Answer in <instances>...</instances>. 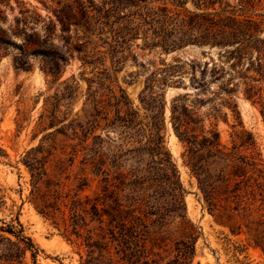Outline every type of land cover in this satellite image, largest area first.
I'll return each mask as SVG.
<instances>
[{"label":"rangeland","instance_id":"374dc122","mask_svg":"<svg viewBox=\"0 0 264 264\" xmlns=\"http://www.w3.org/2000/svg\"><path fill=\"white\" fill-rule=\"evenodd\" d=\"M57 1L0 0V225L19 219L40 248L39 264H81L86 247L69 241L61 214L44 216L36 207L39 198L32 194L28 165L35 163L34 157H43L46 175L40 185L42 190L49 186L64 192L62 216L67 224L73 222L72 201L80 199V231L87 236L92 230L97 236L100 223L92 204L115 189L127 207L138 199L146 201L154 213L151 230L167 232L164 241L149 242V258L157 259L156 264H178L177 241L185 239L178 232L180 217L158 186L160 164L146 144L152 134L160 133L184 187L186 218L197 235L195 253L184 264H264V82L248 79L255 75L251 63L256 54L238 62L230 53L234 45L187 44L166 51L145 46L138 37L124 53L121 68L110 57L104 64L87 65L82 60L85 52L75 48L82 33L74 27L69 32L60 29L54 12ZM83 1L96 11L103 0ZM182 1L189 11H199V0ZM223 1L242 17L264 21V0H245L242 10L241 0ZM109 9L116 13L111 5ZM49 17L57 26L47 49L62 56L56 75L43 69L47 54L32 52L35 43L44 40ZM261 29L264 37V24ZM250 84L262 87L261 99L250 96ZM111 90L125 97L120 110ZM100 101L109 102V114L98 115L105 118L91 132ZM183 105L196 121L191 123L196 132L217 130L223 144L238 145L257 157L258 170L251 172L254 189L233 205L236 208L220 211L205 201L201 186L207 176L217 179L224 167L215 164L206 173L204 165L209 166L199 152H186L173 119ZM106 173L115 185L109 190L103 189Z\"/></svg>","mask_w":264,"mask_h":264},{"label":"trees","instance_id":"16d2710c","mask_svg":"<svg viewBox=\"0 0 264 264\" xmlns=\"http://www.w3.org/2000/svg\"><path fill=\"white\" fill-rule=\"evenodd\" d=\"M199 1V11H189L184 7L185 1L182 0H173L172 3L168 0H103L101 8L93 11L89 9L90 4L87 1L60 0L56 2L54 12L63 32H69L74 27V30L82 33L80 35L82 42L75 48L85 52L82 57L84 64L92 65L100 61L104 64L107 57H110L116 64L114 66L121 68L124 53L138 37L144 40L145 46H162L166 51L187 44H209L221 47L234 45L230 53L238 62L256 54L255 60L251 63L255 75L248 79L263 83L264 37L260 36V32L264 21L250 15L242 17L241 13L237 14V10L234 7L231 8L223 0ZM245 2L241 0L239 4L241 10ZM170 4L176 7L173 8ZM216 4L219 8L215 7ZM110 5L115 9V14L110 13ZM24 17L23 21L26 24L29 18L25 14ZM46 24L44 40L42 43L37 41L35 44L38 47L32 52L47 54L50 58L45 61L43 69L56 75L60 69L62 56L58 55L59 53L48 51L47 44L52 43V36L57 25L50 17ZM95 27L99 28V32H93ZM154 77L150 79L152 86L155 85ZM163 78L167 83L168 79ZM262 91L261 86L250 84L248 92L251 97L261 99ZM110 92L114 93L112 90ZM111 98L116 99L119 110L121 108L119 105L126 102L125 97L117 96L115 93ZM100 104L96 108L98 113L92 121L91 132H94L93 129L97 128L105 118L101 116L97 119V116L101 113H105L106 116L109 114V107H107L109 102L100 101ZM174 107L173 113L176 112L178 106ZM187 111L188 109L183 105L179 115L173 116L177 124L176 134L186 146V152L189 155L199 152L201 160L203 159L209 166L206 168L204 165L206 173L214 170L212 166L215 164L224 167L219 170L217 179L207 176L206 183L200 185L205 201L212 209L220 211L229 207L234 209L254 189L251 172L258 170L257 157L254 154L244 153L238 145L229 147L223 144L217 130L210 129L204 134L196 132V129L191 127V123H196V121L186 113ZM146 144L150 155L156 156V161L160 164L156 170L160 182L158 186L163 190V195L171 198V207L180 217L178 232L185 239L177 241L174 261L184 264L195 253L197 238L194 226L186 218L184 187L180 182L178 170L171 161L169 151L165 150L164 137L160 133L152 134ZM34 158L35 163L28 167L34 179L32 194L34 198H39V205L36 207L44 216L56 217L57 214H61L65 232L69 233L70 237L72 235L75 237V241L70 237L69 241L78 247H86L85 253H80L81 264L159 263L157 259L149 258V242L159 243L169 237L166 236V231L151 230L150 223L153 222L150 215L154 213L148 210L146 201L143 203L138 199L134 201H138V204H130L127 207L115 189L110 190L109 196L106 194V197L112 198L113 201L98 196L92 208L97 216L96 220L100 223V232L96 236L92 230H88L87 236L83 235L80 231L83 226L78 223V217L82 219L79 210H82L83 202L80 199L72 201L73 222L67 224L66 218L62 216L65 214L63 203L67 205L64 192L49 186L42 190L40 183L46 175L45 160L43 157ZM104 178V190L115 186L110 180L109 173H106ZM99 204L102 205L101 208ZM231 209L228 210L231 211ZM39 252V246L30 235L25 233L19 219L16 223L3 221L0 225V264H39L37 258Z\"/></svg>","mask_w":264,"mask_h":264}]
</instances>
